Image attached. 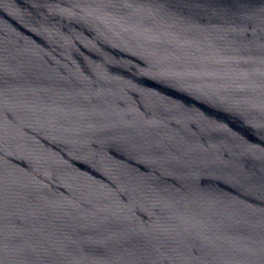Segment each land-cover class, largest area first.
I'll return each instance as SVG.
<instances>
[{"label": "water", "instance_id": "95a60500", "mask_svg": "<svg viewBox=\"0 0 264 264\" xmlns=\"http://www.w3.org/2000/svg\"><path fill=\"white\" fill-rule=\"evenodd\" d=\"M0 264H264V0H0Z\"/></svg>", "mask_w": 264, "mask_h": 264}]
</instances>
